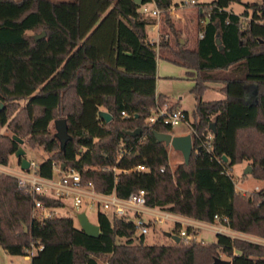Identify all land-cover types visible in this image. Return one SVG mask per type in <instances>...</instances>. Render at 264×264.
Masks as SVG:
<instances>
[{
  "label": "trees",
  "instance_id": "trees-1",
  "mask_svg": "<svg viewBox=\"0 0 264 264\" xmlns=\"http://www.w3.org/2000/svg\"><path fill=\"white\" fill-rule=\"evenodd\" d=\"M153 1L161 9L172 4ZM240 1L198 3L205 21L193 49L174 48L163 34L158 41L186 67L195 98L189 160L171 169L165 144L152 132L171 128L144 121L155 105L156 44L145 30L154 17L133 0H0V127L11 132L0 133V164L19 145L12 135L26 136L48 153L37 163L40 176H53L55 167L74 168L96 191L127 197L143 188L148 206L206 222L214 214L226 216L231 229L264 237V188L240 193L229 173L246 159L255 178L264 175V0L239 13L229 8ZM220 70L225 74L216 77ZM210 81L221 82L222 98H202ZM104 103L112 115L108 121L98 115ZM9 106L17 111L12 114ZM59 117L69 134L62 145L49 129ZM136 127L141 133H126ZM139 163L149 169L127 170ZM37 197L43 208L52 207L48 214L42 208L32 213V199L16 178L0 172V246L19 255L35 247L29 264H87L90 255L102 253L109 255L107 264H213L218 252L229 264H264V244L257 241L216 232L207 244L182 237L146 243L131 219L102 211L96 215L98 233L90 236L53 209L62 199ZM179 228L175 223L170 231Z\"/></svg>",
  "mask_w": 264,
  "mask_h": 264
},
{
  "label": "built area",
  "instance_id": "built-area-1",
  "mask_svg": "<svg viewBox=\"0 0 264 264\" xmlns=\"http://www.w3.org/2000/svg\"><path fill=\"white\" fill-rule=\"evenodd\" d=\"M153 3V7H149L147 4ZM183 4L198 5L199 10L202 11L201 6L196 0H182ZM140 11L143 13H148L153 17H158L162 11L161 8L157 7L153 0L140 3ZM205 21V17L199 18V23L202 24ZM167 38V34H164ZM202 35V30H199V37ZM151 41V40H150ZM155 42V41H151ZM123 117L127 116L125 111H121ZM147 126H151L153 123H160L162 125L169 126L179 122H185L190 125L191 130V119L187 111L182 108H169L168 103H159L155 100V105L150 109V112L144 119ZM129 149V148H128ZM128 151V150H126ZM2 165V164H1ZM37 163L34 161H29V167L27 169H21L15 173H11L8 170H0V172H5L12 174L16 178V185L24 193L28 194L32 199V213L36 210L42 208V214L46 215L51 210L52 207H42V201L37 197L38 194H44L51 197H56L64 200V198L70 197L72 205L77 206L82 201L83 198L87 200L85 202H90L92 204L101 207L100 211L113 216H121L126 219H131L134 222L136 230L139 234H145L149 229L150 220L153 221H165L170 220L175 223L176 214L159 206H148L145 203V190L139 188L137 191L130 193L127 197H119L115 194L114 190L109 193H103L96 191L91 181L86 183L81 182L80 173L74 168L62 169L55 167L58 171V177H43L36 172ZM102 169L108 168L107 166H102ZM115 170V166L111 167ZM149 168L143 163L136 164L130 168L128 171H147ZM163 170V167L159 168ZM55 210V208H53ZM149 215L151 218L147 219L145 216ZM228 218L226 216H221L214 214L212 222L204 221V226L212 228L215 232L225 233L230 236H235V230L231 229L227 225ZM189 226L190 230L187 231L186 227ZM186 227H180L178 229V234L185 241H191L196 238L195 229L198 225L195 223H189ZM79 227V226H78ZM257 242L264 244V237H260ZM38 248H41L39 245ZM34 249V250H33ZM35 248L31 247L27 250L25 256L30 259L31 255L35 252ZM29 264V263H25Z\"/></svg>",
  "mask_w": 264,
  "mask_h": 264
},
{
  "label": "rangeland",
  "instance_id": "rangeland-1",
  "mask_svg": "<svg viewBox=\"0 0 264 264\" xmlns=\"http://www.w3.org/2000/svg\"><path fill=\"white\" fill-rule=\"evenodd\" d=\"M211 0H197V3L200 2H209ZM254 0H241L240 2H232L230 4V8L232 11H238L240 12L246 4L252 3ZM172 3L181 5L182 0H172ZM187 6H184L185 8L196 7L195 5H189L185 4ZM195 8H192L191 11H194ZM248 11L250 12V7L248 8ZM194 11V16H195ZM32 32V31H28ZM159 64H160V72L159 74H162L163 72H172L168 73L173 76H177L176 73L180 68L179 66L172 64L171 62H168L166 60H163L162 58H159ZM173 69V71H171ZM164 74V73H163ZM213 74L216 77H222L225 74V71H214ZM193 85V80L189 77H186L183 75V77H164L162 75H159V84L158 88L159 90L164 93H166L173 101H177L181 108L186 110L190 116L191 119V112L194 108L195 104V98L193 93L191 92V87ZM219 85H221L220 81H210L208 82V89H206L202 95L203 99H214V98H220L221 93L218 92L219 89L217 88ZM20 103H24V101H20ZM20 104V105H21ZM1 105V103H0ZM9 109L11 113L13 114L16 110H12L11 106H9ZM100 109L108 110V103H104L100 106ZM11 114V115H12ZM11 117V116H10ZM50 132H55V127L53 124V121L49 124ZM170 132L172 134H183V133H190V125L185 122H179L170 129ZM0 133L10 135V130L7 129L5 126L0 127ZM167 149V155H168V165L171 169H173L178 163L182 162V156L180 151L173 148L171 144H165ZM22 147L25 150L24 157L27 158L29 161H34V163H38L41 160H43L48 153L43 149L41 145L37 144H30L29 141L26 139V136L23 137V143ZM59 160L55 161V165H58ZM246 165H250L251 172H252V166L250 164L249 160H242L240 162H237L231 166L229 169V173L234 180L235 188L240 193L245 194H251L254 191H257L261 188H264V175L261 176V178H255L251 172L244 173L243 169ZM0 170H8L11 173H15L18 171V157L15 155V153H12L8 157V162L6 165L0 164ZM5 173V172H3ZM8 173V172H7ZM12 175V174H10ZM53 177H58V172L54 168L53 171ZM87 199L83 198V201L77 205H72V201L70 197L64 198V204L62 206L56 207L55 211L58 214H64L68 215L72 218L73 224L75 226H79L78 220L76 218V213L80 211H84L87 215L88 219L91 222L96 223V215L97 212L100 211L102 208L98 207L95 204L88 202H85ZM32 211V210H31ZM174 226V223L170 220L165 221H152L150 220L149 229L144 234V241L146 243H170L172 240L170 237L166 236L164 234L165 230H171ZM24 230H26V227H24ZM196 231V238L194 240L199 241L203 240L206 244L210 243L215 240V231L212 230V228L202 225L199 228L195 229ZM138 230L135 231V234H138ZM246 235V234H245ZM232 236L237 237L245 240H251L255 241L261 236L247 233V236ZM124 237L117 238V241H124ZM133 242H136V238H133ZM35 248V247H33ZM34 250V249H33ZM0 262H7L8 264H25L29 263L28 260H26L23 255L19 254H10L8 252L4 253L2 252V247L0 246ZM108 253H102V254H93L89 256V259L87 260V264H107L108 259ZM218 256L221 259L228 260L229 257L222 253L218 252Z\"/></svg>",
  "mask_w": 264,
  "mask_h": 264
},
{
  "label": "crops",
  "instance_id": "crops-1",
  "mask_svg": "<svg viewBox=\"0 0 264 264\" xmlns=\"http://www.w3.org/2000/svg\"><path fill=\"white\" fill-rule=\"evenodd\" d=\"M147 5L149 7H153V3H149ZM184 6H187V5L183 3H181V5L177 3L175 4L172 3L169 7L162 9L160 15L157 18L154 17L153 23H150L146 25L145 27L148 39L151 41H155V44H156V47H155V51H156V55H155V100L158 101L157 96L162 95L165 97L164 102L168 103V105L170 103H176V107L178 108H181V107L177 101H173L166 93L162 92V90L161 91L159 90L158 88L159 75H162L164 77H181V76L183 77L187 69L185 66L181 65L180 63L173 61L170 57V54L167 52V50H165L166 48H160L158 46V41L161 35L164 33L168 35L167 36L168 42L174 48L193 49L196 46L197 40L199 38V30H200L199 22H198L199 21V14H198L199 7L198 5H195L196 7L189 6L188 8H185ZM192 8H195L194 10L196 12L195 16H194V11H191ZM234 12L239 13L238 11H234ZM159 58H162L163 60H166L168 62H171L172 64L179 66L180 69L177 72H174L177 74V76L168 74L172 72H163L164 74L163 73L159 74L161 73L159 70L160 68V64L158 61ZM171 71H173V69ZM220 86L221 85H219L217 88H220ZM208 88L209 87H207L206 89ZM216 90H218V92L221 93L220 98H222L224 96L223 93L219 89H216ZM214 99H219V98H214ZM19 167L20 165H19V159H18V171H19ZM63 203H64V200H63ZM175 214H176L175 223H178L179 227H186L189 223H195L198 225V228H199L204 224V221H201V220L189 217V216L181 215L178 213H175ZM145 217L147 219L151 218L149 215H146ZM244 235L247 236V233L235 230V236L241 237ZM2 252L6 253V251L3 248H2ZM23 257L29 261V259L25 255H23ZM0 264H8V263L4 261L2 263L0 262Z\"/></svg>",
  "mask_w": 264,
  "mask_h": 264
},
{
  "label": "water",
  "instance_id": "water-1",
  "mask_svg": "<svg viewBox=\"0 0 264 264\" xmlns=\"http://www.w3.org/2000/svg\"><path fill=\"white\" fill-rule=\"evenodd\" d=\"M136 3L140 4L141 0H133ZM44 31L35 34V37L42 36ZM216 43H220L219 37H216ZM221 47V45H219ZM1 106V105H0ZM99 117L103 118L105 121L111 119L112 115L108 110L99 109L98 110ZM209 126L212 130H214V123H209ZM54 127H55V136L58 138L60 144H64V142L69 138V134L66 129V122L63 117L54 119ZM142 129L140 127H136L131 130H126V133L130 135H137L141 133ZM153 135L157 141L163 142L164 144H171L173 148L180 151L183 162L187 163L189 160V156L193 147L192 136L191 133H183V134H172L167 131H158L153 130ZM12 138H14L18 143L17 149L14 151L15 155L19 159V165L21 169H27L29 167V160L24 157L25 150L22 147L23 138L13 134ZM224 160L227 159L226 155H222ZM244 173L251 172L250 165H246L243 169ZM76 218L79 223V228L83 230L87 235L96 236L98 233V225L97 223L91 222L84 211H80L76 213ZM164 234L174 241H178L180 236L170 230H165ZM213 264H229V260L221 259L219 257H215Z\"/></svg>",
  "mask_w": 264,
  "mask_h": 264
}]
</instances>
